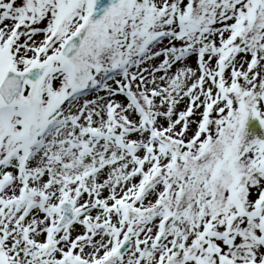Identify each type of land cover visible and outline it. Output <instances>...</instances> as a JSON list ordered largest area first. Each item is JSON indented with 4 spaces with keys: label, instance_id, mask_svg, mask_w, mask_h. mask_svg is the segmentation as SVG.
Wrapping results in <instances>:
<instances>
[{
    "label": "snow or ice",
    "instance_id": "1",
    "mask_svg": "<svg viewBox=\"0 0 264 264\" xmlns=\"http://www.w3.org/2000/svg\"><path fill=\"white\" fill-rule=\"evenodd\" d=\"M0 264H264V0H0Z\"/></svg>",
    "mask_w": 264,
    "mask_h": 264
}]
</instances>
